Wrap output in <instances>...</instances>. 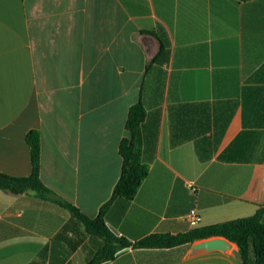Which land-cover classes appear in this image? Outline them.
I'll list each match as a JSON object with an SVG mask.
<instances>
[{"label":"crops","instance_id":"1","mask_svg":"<svg viewBox=\"0 0 264 264\" xmlns=\"http://www.w3.org/2000/svg\"><path fill=\"white\" fill-rule=\"evenodd\" d=\"M139 100L149 174L109 206L117 236L187 232L193 207L197 227L264 207V0H0V172L31 174L26 135L39 130L41 180L97 217ZM70 220L34 192L0 189V264H29L46 246L45 264H86L100 239L86 235L63 263L55 238ZM191 246L129 247L102 264H242Z\"/></svg>","mask_w":264,"mask_h":264},{"label":"trees","instance_id":"2","mask_svg":"<svg viewBox=\"0 0 264 264\" xmlns=\"http://www.w3.org/2000/svg\"><path fill=\"white\" fill-rule=\"evenodd\" d=\"M247 1V0H242ZM148 67V66H147ZM146 109L141 100L131 105L126 121L127 136L121 139L119 154L122 157L120 177L113 189L110 200L105 203L95 218H90L72 203L59 197L48 188L40 177L41 170V134L39 130H31L26 135V140L31 148L32 172L27 177H14L0 172V189L14 194L34 192L39 197L55 202L71 214L55 241L64 242L62 261L75 251L86 235L100 239L95 249H90L87 254L86 264H102L113 260L116 254L127 247L133 248H172L181 245H192L196 241L221 237L234 243L238 247L242 264H264V207L249 217L228 220L208 226L196 227L187 232L154 233L132 243L125 237L117 236L106 222V213L109 206L117 198L132 200L139 191L142 183L149 174L148 165L142 157V125L146 119ZM77 224L84 227L80 232ZM72 232L74 237H70ZM48 246L42 249L38 258L29 264H45Z\"/></svg>","mask_w":264,"mask_h":264},{"label":"water","instance_id":"3","mask_svg":"<svg viewBox=\"0 0 264 264\" xmlns=\"http://www.w3.org/2000/svg\"><path fill=\"white\" fill-rule=\"evenodd\" d=\"M109 227L115 234H118V231L114 227L110 225ZM128 248L129 247L124 248L123 250L119 252L125 251ZM229 250H233L234 254L240 260H242L241 255L238 252V250L233 248V243L221 237L209 238V239H204V240L195 242L191 246L190 256H197V255L206 254V253L214 252V251L226 252Z\"/></svg>","mask_w":264,"mask_h":264},{"label":"built area","instance_id":"4","mask_svg":"<svg viewBox=\"0 0 264 264\" xmlns=\"http://www.w3.org/2000/svg\"><path fill=\"white\" fill-rule=\"evenodd\" d=\"M187 220L192 227H197L202 222V216L197 208L193 207L189 210Z\"/></svg>","mask_w":264,"mask_h":264},{"label":"rangeland","instance_id":"5","mask_svg":"<svg viewBox=\"0 0 264 264\" xmlns=\"http://www.w3.org/2000/svg\"><path fill=\"white\" fill-rule=\"evenodd\" d=\"M196 242H198V241H196Z\"/></svg>","mask_w":264,"mask_h":264}]
</instances>
